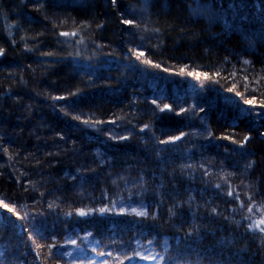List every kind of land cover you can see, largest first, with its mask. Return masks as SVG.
Listing matches in <instances>:
<instances>
[{
  "label": "trees",
  "instance_id": "1",
  "mask_svg": "<svg viewBox=\"0 0 264 264\" xmlns=\"http://www.w3.org/2000/svg\"><path fill=\"white\" fill-rule=\"evenodd\" d=\"M263 218L264 0H0V264H264Z\"/></svg>",
  "mask_w": 264,
  "mask_h": 264
},
{
  "label": "rangeland",
  "instance_id": "2",
  "mask_svg": "<svg viewBox=\"0 0 264 264\" xmlns=\"http://www.w3.org/2000/svg\"><path fill=\"white\" fill-rule=\"evenodd\" d=\"M253 226L254 228L264 230V218L254 222Z\"/></svg>",
  "mask_w": 264,
  "mask_h": 264
},
{
  "label": "snow or ice",
  "instance_id": "3",
  "mask_svg": "<svg viewBox=\"0 0 264 264\" xmlns=\"http://www.w3.org/2000/svg\"><path fill=\"white\" fill-rule=\"evenodd\" d=\"M168 106L167 105H165V108H167Z\"/></svg>",
  "mask_w": 264,
  "mask_h": 264
}]
</instances>
